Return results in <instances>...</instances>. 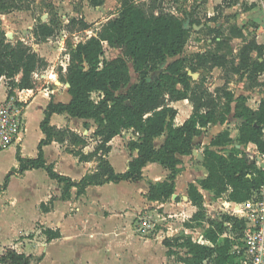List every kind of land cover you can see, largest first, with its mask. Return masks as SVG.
I'll list each match as a JSON object with an SVG mask.
<instances>
[{
  "label": "trees",
  "instance_id": "1",
  "mask_svg": "<svg viewBox=\"0 0 264 264\" xmlns=\"http://www.w3.org/2000/svg\"><path fill=\"white\" fill-rule=\"evenodd\" d=\"M21 1L0 0V77L6 79L8 95L15 89L34 88L35 74L48 65L31 45L22 40L13 42L7 37L1 15L24 9ZM76 21L72 18L70 22L75 24ZM80 24L85 29L89 27L84 20ZM211 31L216 33L212 42L223 34L220 28ZM33 33L36 42L43 43L55 35L56 29L53 24L40 20ZM231 34L244 40L237 62L219 51H198L191 56H181L188 37L182 17L162 9L155 12L135 0H122L116 17L106 21L94 35L69 47L63 81L69 84L71 99L68 103L50 102L40 124L45 138L38 146V156L24 158L18 151L20 166L6 176L0 185V193L6 190L15 172L34 168L45 169L51 178L62 184L63 194L67 195L73 186L78 188V194H82L91 185L141 180L143 168L156 162L170 170V175L168 180L151 184L147 198L166 201L175 193V177L182 162L179 156L193 153L194 138L205 128L224 123L226 118L220 112L221 107L228 102V112L230 103L236 100L237 117L241 119L237 144L243 147L233 144L228 129L213 137L203 150L207 176L199 179L197 184L191 182L188 185L189 199L198 211L186 227L196 228L191 224L193 221L207 223L209 226L203 237L209 243H199L192 236L180 235L166 237L163 244L168 248V256L174 255L176 249L185 248L188 255L181 258L185 264H240L231 253L233 240L230 234L240 233L245 222L228 213L213 218L206 216L205 195L200 190L212 192L216 199L226 196L229 202L242 203L264 184V167L258 164V155L245 148L255 144L258 154L264 157V98L257 109H252L246 106L247 96L235 98L226 85L212 91L207 83V75L215 67L235 74L243 72L253 82H258L264 73V45L255 37L247 40L242 28H234ZM106 45L118 48L121 54L107 59L104 57ZM169 58L174 59L168 62ZM129 60L137 74L133 83ZM189 71L201 72V76L196 80ZM224 78L227 83L228 76ZM94 92L99 94L97 100L92 97ZM184 99L189 100L193 109L191 115L178 125L175 122L178 109L172 104ZM53 113H67L84 119L85 128L90 127L88 120H94L95 131L88 137L69 127L58 128L50 123ZM129 129L137 138L129 140L128 147L131 151L137 150L138 155L129 162L125 172H116L108 159L110 142ZM163 135L165 139L157 147L154 140ZM91 139L96 142L95 147L86 152ZM53 141L66 144L67 151L80 162L97 161L96 169L79 181L57 172L53 163L46 162L43 151V146ZM230 145L232 148L225 150ZM42 207L48 209L44 204ZM43 233L48 241L62 236L59 229L49 227L44 228ZM33 260V255L11 246L0 254L1 264H34Z\"/></svg>",
  "mask_w": 264,
  "mask_h": 264
},
{
  "label": "crops",
  "instance_id": "2",
  "mask_svg": "<svg viewBox=\"0 0 264 264\" xmlns=\"http://www.w3.org/2000/svg\"><path fill=\"white\" fill-rule=\"evenodd\" d=\"M207 1V5L212 3L220 4L222 2V0ZM259 1L261 6L259 5L258 0H238L236 5H232V7L228 8L227 11H230L228 13H237V11L241 9L242 6L240 5L242 3H248L249 5L253 3L258 4L259 7L262 8V11L258 15L257 19L251 18L249 29L254 31L258 43L264 45V0ZM242 30L245 36L249 35L244 28H242ZM234 38L243 40L241 37ZM253 55L255 56L256 54L254 53ZM41 76H44V79L46 80H38L39 84L37 87H40H38V89H35L37 87L33 88L34 96L30 99V102L26 106L25 119L27 130L25 134L18 144L0 151V185L4 183L6 176L10 172L18 170L20 166V162L17 159L18 151L24 158H35L38 156V146L41 140L45 138V134L41 130L40 124L45 117V112L50 102L68 103L71 99V95L68 91V83L61 81L57 76L52 77V80L49 79L48 75L42 74ZM214 87H219V85L215 84ZM7 91L8 87L6 79L4 77H0V102L4 101L7 97ZM241 93L243 94L244 92ZM262 98H264V92L251 94L249 100L255 101L257 104L256 108L253 109L258 108ZM182 103H186L182 105V107L185 112H188V115L180 120L178 119L181 112V110L179 111V105ZM172 105L178 109V115L175 119V122L176 120H179V122H176L178 125L182 124L192 113L193 107L188 99L176 101ZM78 121H81L82 126L79 125ZM84 121V119L71 117L67 113H53L50 116L51 125L57 126L58 128L69 127L74 131L90 137L95 131L96 124L94 121L92 124V120H88L90 127L85 128L83 124ZM240 121L241 119L239 122ZM230 125L231 124H214L211 126L212 129L211 127L205 128L201 135L194 138V143H202V139H200L201 136H203V134H207L206 132L209 131L211 134L210 139L203 141V146L209 145L212 138L224 131V129H229L231 131L229 128ZM81 127L83 128V132L81 131ZM132 138L136 139L137 137L134 136L133 131L129 129L124 130L110 142L111 151L108 159L116 172H125L129 167V162L138 155L137 150L131 151L128 147V142ZM164 139V135L157 137L154 140L155 145L159 147L163 143ZM90 141L93 140L91 139ZM90 145L91 144L86 147V152L94 149L95 144L93 143L92 148H90ZM249 145L256 147V145L252 143ZM237 147L241 146L238 145ZM203 149L204 147H195L192 154L180 155L179 157L181 160H184L190 159L193 155L202 156ZM64 150V147L56 141L43 146L44 158L46 162L48 164L53 163L57 172L71 177L74 181H79L86 173L92 172L96 169L98 165L97 161L80 162L77 157L68 151L65 152ZM248 152L251 153L250 151ZM154 166L157 167V169H162L160 180H155L154 175L151 172H145L147 168ZM169 175L170 170L163 168L159 163L150 162L143 168V178L141 180L121 181L119 183L111 182L104 185H91L86 189V192L82 194H78V188L73 186L70 189V192L67 195H64L62 184H60L56 179L51 178L45 169L34 168L26 170L23 173L15 172L11 176L6 190L1 192L0 196H9V203L13 205L19 203L21 200L27 201L26 192L29 187L26 183L28 180H42L43 184L41 186H39L40 183H35L38 194L33 201L34 205H40V207L38 206L40 208L38 212V220H40L41 224L45 225L43 229L46 227L59 229L62 236L48 241L46 244V255L42 257L40 264H66V260L73 261L72 264H76L77 262L85 264H145V261H147L148 264H166L169 260V256L167 254L168 248L163 244V240L166 237H171L170 233L173 230H168V234H166V236L157 235V233H153V235L149 237L141 236L136 234L137 230L139 231V228H137V230L134 229V221L137 218V215L144 208L151 206L159 209L164 208L165 211H167L166 208L170 205L176 206L175 208L181 210L180 214L182 220H190L198 211V207L193 205L189 199L188 185L191 182L197 184L199 179L206 177L207 170L205 169L202 176H197L194 180L185 182V187L183 184L181 186V183H179L178 180H175V193L166 201L148 200L147 193L150 185L168 180ZM18 181L24 185V189L22 193L12 197L11 191L15 183ZM119 187L123 189L135 188V192L128 191L120 196H115L110 193V191ZM183 189L184 193L182 192L181 196L182 201L185 203V207L182 206L183 203L180 200V192L183 191ZM200 190L205 197L207 193L213 195L210 191L203 189ZM221 198L222 197L218 198V200ZM48 199L49 202H52V207H47L48 209L46 210L42 207V204H44L45 207ZM226 203L230 204L229 201ZM70 206H74V208L77 207V211L75 210L72 213L69 212ZM84 226L90 234L86 238L81 239L79 234L86 231ZM12 228L10 230L14 232L25 231V229ZM184 228L185 229L182 234L186 233L188 235H192V233H194L193 230L197 229V227H186L185 223ZM144 229L145 233H148L147 229ZM0 231L5 232L9 230L1 227ZM204 243L209 242L204 241ZM154 244L155 247H153ZM137 245H139V247L145 245L146 247H149L150 251H148L147 255L144 256L142 253L136 251V248L138 247ZM154 250L161 251L160 260L156 257ZM23 252L29 254L26 251Z\"/></svg>",
  "mask_w": 264,
  "mask_h": 264
},
{
  "label": "rangeland",
  "instance_id": "3",
  "mask_svg": "<svg viewBox=\"0 0 264 264\" xmlns=\"http://www.w3.org/2000/svg\"><path fill=\"white\" fill-rule=\"evenodd\" d=\"M135 1L139 4L145 3L148 8L155 9V12H158V10L162 9L164 11L172 12L184 19L188 29V37L181 56H191L194 52L204 50L219 51L221 53L227 54V56L235 62L238 60V54L241 46L244 44V40L235 39L234 36H232L231 31L234 28H244L249 34L246 36L247 40L253 37L256 38L254 31L249 29V23L251 18L257 19L258 15L262 11V8L259 7V0V5L256 3L251 5L248 3H242L240 5L242 6L241 9L237 11V13H228L230 11L227 10L228 8H231L232 5H236L238 0H222L220 4L212 3L209 5H207V0ZM21 2L25 7L24 9L14 10L8 14L1 15V18L3 21V27L7 33V37L11 41L16 42L18 40H22L23 42L31 45L36 51H38L39 54L48 60L47 67L35 74V87H37L39 84L38 80H46L44 79V76H41L42 74L48 75L50 80H52V77L57 76L58 79L63 81L69 62V47L81 40L86 39V37L94 35L98 30H100L106 21L118 15L122 6V0H22ZM249 12L254 13L250 14ZM72 18L77 19L75 24L70 22ZM40 20L53 24L56 29L55 35L43 43H37L33 33L34 27ZM81 20H84L89 24L87 29L82 27V24H80ZM214 28H220L223 33L216 40V42H212V39L216 36V33L211 31V29ZM218 42H220L221 45ZM120 54L121 51L118 48L108 45L105 46L104 57L107 59L115 58ZM173 59L174 58H169L168 62H171ZM129 66L132 75L131 83H133L137 80V74L133 70V64L131 60H129ZM228 71L220 69L219 67L209 72L207 75V83L209 87L214 91L215 84H218L219 86L226 85L225 87L230 89L235 94V98L239 97L240 95L247 96L246 106L252 109L256 108L257 104L255 101L249 99L252 93L256 94L264 92V73L259 77L258 82H253L249 80L247 74L243 72L240 74H235ZM189 74L196 80L201 76V72L194 73L189 71ZM193 74L196 75L194 76ZM155 75L156 73L154 76ZM226 75L229 78L227 83L224 78ZM38 87L35 89H38ZM241 92H244L245 94H242ZM98 95L99 94L97 92H94L92 94L93 99L97 100ZM184 104L186 103L179 105L181 117L179 116L178 119L180 120H182L181 118L188 115V112H185L184 108L182 107ZM228 104V102H224V105L220 109V112L225 116L226 121L224 123L216 124H231L229 127L231 131L229 129L228 130L230 131L231 137L233 138V144L238 146L239 144H237V139L239 132L237 128L240 122L237 117L238 111H236L237 101L234 100L230 103V111L227 112L226 110L228 108ZM93 121L94 120H92L91 123ZM78 122L79 125L82 126L81 121ZM176 122H179V120H176ZM211 126L212 125L209 127ZM82 129L83 128L81 127V131ZM206 133L207 134H203V136L200 138L202 139V143L197 142L196 147H205L203 146V141L209 140L211 135L209 131ZM93 143L96 144L94 140L90 141V148H92ZM59 144L62 145V147L65 149L64 151L67 152L66 144ZM232 146L233 145L228 146L225 148V150H229L232 148ZM212 148L216 149V147ZM245 148L253 155H258V164L264 167V157L258 154L257 147L248 145ZM178 167L179 170L176 174L175 180H178L179 183H181V186L182 184L184 186V183L187 181L194 180L197 176H202V173L206 169L203 155H193V157L190 159H184ZM145 172H151L154 175L155 180H160L162 175V169H157L155 166L147 168ZM37 182L40 183L39 186L43 184L42 180H28L26 183L29 187L26 192L27 201L21 200L19 203L13 205L9 203V196H0V228L4 227L6 230H9L5 232L0 231V254L6 247L11 246L20 252L26 251L27 253L32 254L34 258V264H40V260L46 255V244L48 243L47 236L43 233V227L45 225L41 224L40 220H38L40 205H34L33 203L38 194L35 185ZM23 189L24 185H22L19 181L16 182L11 191L12 197L22 193ZM128 191L135 192V188L123 189L119 187L113 189L110 191V193L115 196H120L127 193ZM182 192L184 193V189L180 192V200L183 203L182 206H184L185 203L182 201L181 196ZM227 201L228 200L226 196H223L220 200H218L214 198L213 195L207 193L204 202V205L207 208V211L205 212L206 216L213 218L221 216L222 214H227L229 210L226 205ZM51 204L52 202H49L48 199L46 201L45 208L52 207ZM175 207L176 206L172 205L167 206V211H165L164 208L159 209L157 207L151 206L144 208L137 215V218L134 221V229L137 230V228H139V231L137 230L138 233L136 232V234L149 237L152 236L153 233H157V235L166 236V234H168V230H173L170 233L172 238L175 236L186 235L192 236L194 241L204 243L202 240H206L201 238V236L204 233L205 228H207L209 225H207L205 222L200 224L199 221H193L194 223L191 224H194L197 227V229L193 230L194 233H192V235H188L186 233L182 234L185 229L184 223L186 225V223H189V220H182L180 214L181 210ZM75 210L77 211V207H69V212L72 213ZM144 224L148 233H145V229H143ZM11 228L25 229V231L14 232L10 230ZM84 228L86 229L85 226ZM89 234L90 233L86 229V231L81 232L79 236H81V239H83L89 236ZM139 245H137L138 247L136 248V251L142 253L144 256L147 255L148 251H150L149 247H146L145 245L139 247ZM153 247H155V244ZM154 253L156 257H158V260H160L161 251L154 250ZM187 255L188 253L185 248L176 249L174 255L169 256V260L166 264H185L181 261V258ZM72 263L73 261L66 260V264ZM76 264L85 263L77 262ZM145 264H148L147 261H145Z\"/></svg>",
  "mask_w": 264,
  "mask_h": 264
},
{
  "label": "built area",
  "instance_id": "4",
  "mask_svg": "<svg viewBox=\"0 0 264 264\" xmlns=\"http://www.w3.org/2000/svg\"><path fill=\"white\" fill-rule=\"evenodd\" d=\"M33 96V88L15 89L0 102V151L21 141L27 130L26 106ZM226 205L228 214L245 222L240 233L230 234L233 240L231 253L240 264H264V184L247 201Z\"/></svg>",
  "mask_w": 264,
  "mask_h": 264
},
{
  "label": "water",
  "instance_id": "5",
  "mask_svg": "<svg viewBox=\"0 0 264 264\" xmlns=\"http://www.w3.org/2000/svg\"><path fill=\"white\" fill-rule=\"evenodd\" d=\"M194 76L196 75V74H193ZM68 86H69V84H68Z\"/></svg>",
  "mask_w": 264,
  "mask_h": 264
}]
</instances>
